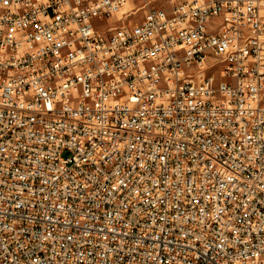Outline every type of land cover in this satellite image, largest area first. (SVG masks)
<instances>
[{
	"label": "built area",
	"instance_id": "built-area-1",
	"mask_svg": "<svg viewBox=\"0 0 264 264\" xmlns=\"http://www.w3.org/2000/svg\"><path fill=\"white\" fill-rule=\"evenodd\" d=\"M0 264H264V0H0Z\"/></svg>",
	"mask_w": 264,
	"mask_h": 264
},
{
	"label": "snow or ice",
	"instance_id": "snow-or-ice-1",
	"mask_svg": "<svg viewBox=\"0 0 264 264\" xmlns=\"http://www.w3.org/2000/svg\"><path fill=\"white\" fill-rule=\"evenodd\" d=\"M6 2H7V0H6Z\"/></svg>",
	"mask_w": 264,
	"mask_h": 264
}]
</instances>
